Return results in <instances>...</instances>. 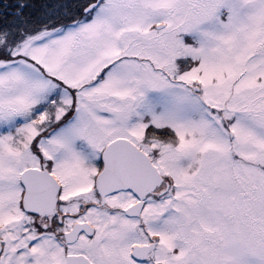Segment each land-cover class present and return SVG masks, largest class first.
<instances>
[{
  "label": "snow or ice",
  "instance_id": "snow-or-ice-1",
  "mask_svg": "<svg viewBox=\"0 0 264 264\" xmlns=\"http://www.w3.org/2000/svg\"><path fill=\"white\" fill-rule=\"evenodd\" d=\"M0 264H264V0H0Z\"/></svg>",
  "mask_w": 264,
  "mask_h": 264
}]
</instances>
